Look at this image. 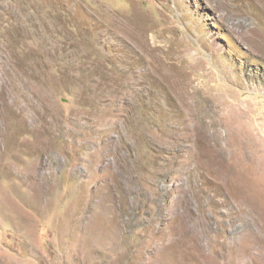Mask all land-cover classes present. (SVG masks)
<instances>
[{
  "label": "rangeland",
  "instance_id": "1",
  "mask_svg": "<svg viewBox=\"0 0 264 264\" xmlns=\"http://www.w3.org/2000/svg\"><path fill=\"white\" fill-rule=\"evenodd\" d=\"M0 164V264H264V0H0Z\"/></svg>",
  "mask_w": 264,
  "mask_h": 264
},
{
  "label": "bare ground",
  "instance_id": "2",
  "mask_svg": "<svg viewBox=\"0 0 264 264\" xmlns=\"http://www.w3.org/2000/svg\"><path fill=\"white\" fill-rule=\"evenodd\" d=\"M2 134V133H1ZM4 135V134H3ZM2 138H3V136H2ZM1 138V139H2ZM12 159V158H11ZM40 161V160H39ZM1 165V164H0ZM3 166V165H2ZM1 167V166H0ZM5 171V170H4ZM5 172H7V171H5ZM4 174V173H3ZM23 174V173H22ZM26 174V173H25ZM33 174V173H32ZM31 178V177H30ZM33 178V177H32ZM27 179V178H26ZM29 181V180H28ZM40 182V181H39Z\"/></svg>",
  "mask_w": 264,
  "mask_h": 264
}]
</instances>
